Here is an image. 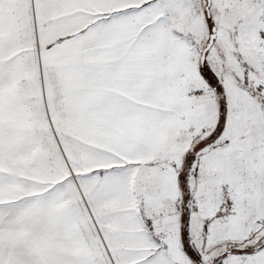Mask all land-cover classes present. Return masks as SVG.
<instances>
[{"label":"snow or ice","instance_id":"6c2138e0","mask_svg":"<svg viewBox=\"0 0 264 264\" xmlns=\"http://www.w3.org/2000/svg\"><path fill=\"white\" fill-rule=\"evenodd\" d=\"M0 264H264V0H0Z\"/></svg>","mask_w":264,"mask_h":264}]
</instances>
